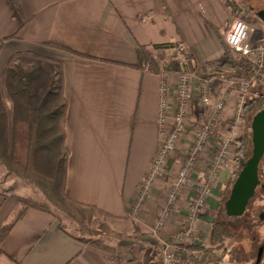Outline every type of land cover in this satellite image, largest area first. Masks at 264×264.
Instances as JSON below:
<instances>
[{
	"label": "crops",
	"instance_id": "1",
	"mask_svg": "<svg viewBox=\"0 0 264 264\" xmlns=\"http://www.w3.org/2000/svg\"><path fill=\"white\" fill-rule=\"evenodd\" d=\"M233 21L225 0H0V77L17 52L62 62L70 151L66 192L107 213L99 216V238L115 249L84 243L64 221L63 230L54 213L28 208L1 242L0 264H162L160 242L189 225L188 211L211 167L217 138L200 157L158 236L152 228L183 163L175 167L177 156L185 160L192 146V130L141 204L138 220L133 219L132 207L161 142V81L171 85L173 101L178 81V73L144 71L143 48L178 43L206 70L224 55ZM197 84L194 78L195 95ZM235 173L221 171L194 237L179 245L195 264H252L239 260L237 248L232 251L236 242L224 250L212 236L223 192ZM2 174L15 182L13 175ZM10 192L0 193V227L22 207Z\"/></svg>",
	"mask_w": 264,
	"mask_h": 264
},
{
	"label": "trees",
	"instance_id": "2",
	"mask_svg": "<svg viewBox=\"0 0 264 264\" xmlns=\"http://www.w3.org/2000/svg\"><path fill=\"white\" fill-rule=\"evenodd\" d=\"M225 2L236 13L244 0ZM242 19L248 22L247 16L244 15ZM185 50L184 46L174 42L144 47L141 68L157 75L193 71L201 78L206 77L207 72L202 67L196 66L192 59L185 60ZM221 60L232 61L234 65V70L228 75L240 78L251 75L249 59H238L228 46H225ZM263 99L253 98L244 107V130L242 136L237 138V154L241 162L250 155V115L263 107ZM67 107L62 62L31 52H17L10 58L0 77V165L10 175L33 184L42 192L45 200L11 191L10 196L21 203L22 207L13 220L0 227V244L25 210L36 208L52 212L58 218L63 214L71 219L77 225L76 237L84 243L109 252L115 250L99 238V216H106L107 213L94 205L70 198L66 192L70 157L66 145ZM238 173H235L233 181L224 190L221 204L222 201L225 203ZM60 220L61 228L66 230L67 226ZM212 233L214 241L222 247L227 241L237 240L236 229L229 228L221 218L215 222ZM206 254L203 253L204 258Z\"/></svg>",
	"mask_w": 264,
	"mask_h": 264
},
{
	"label": "built area",
	"instance_id": "3",
	"mask_svg": "<svg viewBox=\"0 0 264 264\" xmlns=\"http://www.w3.org/2000/svg\"><path fill=\"white\" fill-rule=\"evenodd\" d=\"M237 21L247 25L246 38H243L245 34L239 30L238 26L235 29L233 28ZM226 43L232 52L249 59L252 70L250 77L246 79L229 80L227 87L215 100L210 85L212 79L199 78L193 71L180 74L176 84V101H173L169 82L166 79L161 81L159 117L161 142L158 152L143 179L135 205L132 207L133 219L138 220L141 204L153 192L158 178L166 170L172 153H174L186 133V121L190 115V104L194 95L192 85L194 78H198V93L196 95L201 104L208 108V114L205 122L193 131L192 146L188 150L187 156L178 170L176 180L169 190L167 207L152 228L154 235L158 236L164 228L173 205L188 185L200 157L207 151L212 140L217 138L211 167L206 179L199 184L188 211L189 225L182 229L177 236L160 242L159 251L162 264H195L193 259L181 252L179 245L185 239L194 237L196 224L201 221V215L207 206L213 184L221 171L231 169L241 163L240 159L237 156L235 158L234 152H232V148H235L234 141L236 142L240 118L238 117L232 123L230 129L224 133L221 130L220 113L227 106L231 87L239 90L241 100H243L249 88L264 79V36L259 37L257 40L251 38L248 22L239 18L231 23L226 33ZM243 104L239 103V110H242Z\"/></svg>",
	"mask_w": 264,
	"mask_h": 264
},
{
	"label": "rangeland",
	"instance_id": "4",
	"mask_svg": "<svg viewBox=\"0 0 264 264\" xmlns=\"http://www.w3.org/2000/svg\"><path fill=\"white\" fill-rule=\"evenodd\" d=\"M261 10H264V0H244V3L239 7L238 11L236 13H234V20L242 18L244 15L247 16L250 36L254 40H257L259 37L264 36V22L261 21L260 16L255 14L256 11H261ZM250 16H251V18H250ZM185 53H186V58L184 57L185 60L191 59L190 54L186 50H185ZM232 53L238 59L243 58V56H239L238 54H235L234 52H232ZM233 70H234V65H233L232 61L224 62L221 59H220V61L210 63L208 68H206L205 71L207 72V76L204 78L205 79H212L210 85H211L212 96H213L214 100L219 96V94L223 91V89L227 87L229 80L248 78V77L240 78V77H234V76L232 77V76L228 75V73L232 72ZM179 76H180V73H178V78H179ZM197 77L201 78L199 75H197ZM197 87H198V84H197ZM196 93H198V90L196 91ZM256 97H264V79L261 81H258L255 85L251 86V88H249L248 92L244 95L243 100H241V94H240L239 90H237V88H235V87H231V89L229 90V100H228L227 106L220 113V124H221L222 132L226 133L227 130L230 129L232 123H234V121L239 117L240 123L237 127V129H238L237 138L242 136V133L244 130V125L242 122V115L244 114V107L248 102H250L253 98H256ZM239 103H244L242 106V110H239L240 109ZM262 108H264V104H263ZM262 108H260V109H262ZM260 109L256 110L254 113H252L250 115L251 121H252L253 115L256 112H258ZM226 110L229 111V113L227 115V116H229L228 119L227 118L224 119V116L226 115ZM207 114H208V108L204 107L201 104L198 96L194 94L192 97V100H191V104H190V115L186 121V126H187L186 131L192 130V132H193L195 128L202 125L203 122H205V120H206ZM249 135H250V141H249V145H248L249 147L248 148L250 150V155H249V157H250L252 155V149H253L252 129L249 130ZM237 138H236V142L234 141L235 148H232V152H234L233 155L235 158H236V156L238 157L237 149H238L239 145L237 144L238 143ZM179 155H180V157L177 156V158H179V159L176 160V166L175 167H177L180 163L184 162L183 155H181V154H179ZM248 158H246L245 160H247ZM236 166L232 167V170H234L235 172L238 173L242 169V167L240 168V164L236 165ZM3 171L5 173H7L5 168L2 165H0V184H1L2 191H4V192L6 190L14 191V192H17L19 195L31 196L35 199L42 200V201L45 200V197L43 196L42 192L39 189H37L33 184L26 182L24 180H20L18 178H15L14 176L13 177L15 178V182H13L11 180H6L5 176L2 174ZM231 188H232V186H231ZM228 196L229 195L226 196V198H225L226 200H227ZM260 203H264V200L261 202H258V204H260ZM219 209L220 210H219V214L217 215V219H220V218L225 219L224 218V216H225V214H224L225 213L224 201H222V204H221ZM57 213L60 214V212H58V211H57ZM221 214H222V216H221ZM60 218L67 224V226H69L71 231L76 233V226H77L76 223H74L71 219L67 218L63 214H60ZM258 220H259L258 218L257 219L253 218L252 221L249 222V224L252 225V227L249 231L252 230L254 232V235L262 237V236H264V222L262 223ZM246 240L249 243V239H246ZM234 242H236V241H234ZM234 242H233V240L227 241L226 245L223 247L226 249L230 248ZM236 248L237 247L235 246V248H232V249H236ZM217 258L218 257L216 256L212 260L216 261Z\"/></svg>",
	"mask_w": 264,
	"mask_h": 264
},
{
	"label": "flooded vegetation",
	"instance_id": "5",
	"mask_svg": "<svg viewBox=\"0 0 264 264\" xmlns=\"http://www.w3.org/2000/svg\"><path fill=\"white\" fill-rule=\"evenodd\" d=\"M258 12L259 11H256L255 14L258 15ZM260 19L264 22L262 17H260ZM258 177L259 183L257 184L255 193L250 198L244 212L241 215H229L225 206L224 213V223H226L229 228L236 229V247L239 253V260L247 263L251 262L252 264H264V236H257L254 235L252 230L249 231L252 227L249 222H251L253 218H258V221L264 222V203L258 204V202L264 200V156L259 164ZM246 239H249V243Z\"/></svg>",
	"mask_w": 264,
	"mask_h": 264
},
{
	"label": "water",
	"instance_id": "6",
	"mask_svg": "<svg viewBox=\"0 0 264 264\" xmlns=\"http://www.w3.org/2000/svg\"><path fill=\"white\" fill-rule=\"evenodd\" d=\"M258 16L264 19V10L259 11ZM251 129L252 155L241 162L242 169L238 173L232 185L230 196L225 203L229 215H241L244 212L259 183V164L264 156V109L253 115Z\"/></svg>",
	"mask_w": 264,
	"mask_h": 264
},
{
	"label": "clouds",
	"instance_id": "7",
	"mask_svg": "<svg viewBox=\"0 0 264 264\" xmlns=\"http://www.w3.org/2000/svg\"><path fill=\"white\" fill-rule=\"evenodd\" d=\"M237 26L239 27V30L245 34L243 38H246L247 25L243 24L242 22L237 21V23L233 25V28L235 29L237 28Z\"/></svg>",
	"mask_w": 264,
	"mask_h": 264
}]
</instances>
